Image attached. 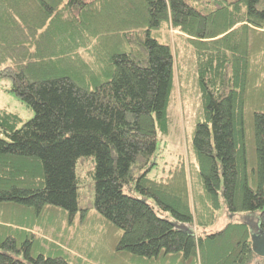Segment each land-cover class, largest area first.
Listing matches in <instances>:
<instances>
[{"label": "trees", "instance_id": "16d2710c", "mask_svg": "<svg viewBox=\"0 0 264 264\" xmlns=\"http://www.w3.org/2000/svg\"><path fill=\"white\" fill-rule=\"evenodd\" d=\"M189 75L191 154L149 177ZM0 78L34 112L0 111V264H70L34 231L62 223L103 227L97 264H264V0H0Z\"/></svg>", "mask_w": 264, "mask_h": 264}, {"label": "rangeland", "instance_id": "374dc122", "mask_svg": "<svg viewBox=\"0 0 264 264\" xmlns=\"http://www.w3.org/2000/svg\"><path fill=\"white\" fill-rule=\"evenodd\" d=\"M171 33L174 34V31ZM180 68L182 70L183 63L180 64ZM176 82L178 81L176 80ZM183 85V97L180 98L177 91H175L170 98L165 129L157 126V148L154 155L156 165L152 166L153 169L149 173V177L157 178L164 175L181 157H186L187 153L191 154L192 133L197 120L200 118L202 106L196 78L189 75V79L184 81ZM0 111L17 115L20 119L18 126H21L22 123L34 116L33 110L10 91V82L6 78H0ZM0 136H2L1 133ZM94 169L95 163L92 156L80 157L76 161L75 171L78 178L79 193L82 197L81 205L83 206H89L93 202ZM90 216L93 217V214ZM91 217L90 219H92ZM227 217L225 206L222 202L216 223L207 231L213 232L220 229L226 222ZM236 217L243 218L242 216ZM66 226L65 223L60 224L59 230H56V233L50 228L47 229V233L38 227L34 231L44 236L49 242L54 241V243L59 244L63 240L64 248L69 249L68 257L70 264H80L76 256L80 257L82 261L87 260L88 263L97 264L93 262V259H90V255L86 256V254L90 250L94 253L96 246H100L99 243H101V248L105 247L102 245V239L105 243L108 239L104 237V233L106 234V232H103V227L97 230V227L93 228L92 226V229L87 228L89 230L87 233L86 226H77L76 223L74 227L69 226V228H66ZM82 232H86L87 235L90 234V239H86L88 236H85V234L80 239L76 238V234ZM58 238L61 239L59 240ZM69 243L73 244L72 248L67 246ZM108 259V255H105L104 260Z\"/></svg>", "mask_w": 264, "mask_h": 264}, {"label": "water", "instance_id": "95a60500", "mask_svg": "<svg viewBox=\"0 0 264 264\" xmlns=\"http://www.w3.org/2000/svg\"><path fill=\"white\" fill-rule=\"evenodd\" d=\"M264 239V238H263ZM256 252L260 255H264V243H258L256 247L254 246Z\"/></svg>", "mask_w": 264, "mask_h": 264}]
</instances>
